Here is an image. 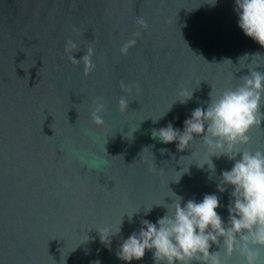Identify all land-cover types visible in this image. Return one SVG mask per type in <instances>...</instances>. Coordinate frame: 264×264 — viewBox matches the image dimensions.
Listing matches in <instances>:
<instances>
[{
	"label": "water",
	"instance_id": "obj_1",
	"mask_svg": "<svg viewBox=\"0 0 264 264\" xmlns=\"http://www.w3.org/2000/svg\"><path fill=\"white\" fill-rule=\"evenodd\" d=\"M213 2L0 0V264H128L121 243L164 216L174 193L182 203L218 195L227 220L231 189L217 184L234 161L213 157L212 172L198 166L211 157L199 137L183 151L151 137L169 122L183 130L249 68L264 71V46L238 26L235 0ZM69 40L77 47L66 51ZM89 48L86 75L70 57ZM183 92H194L187 103ZM248 134L240 147L264 150V120ZM98 229L120 232L105 243ZM130 264H155L153 253Z\"/></svg>",
	"mask_w": 264,
	"mask_h": 264
},
{
	"label": "clouds",
	"instance_id": "obj_2",
	"mask_svg": "<svg viewBox=\"0 0 264 264\" xmlns=\"http://www.w3.org/2000/svg\"><path fill=\"white\" fill-rule=\"evenodd\" d=\"M234 11L244 34L264 46V0H235ZM137 23L147 27L142 19ZM134 44V39L129 40L121 52L126 54ZM76 47L69 40L65 50ZM92 55L89 48L79 59H70L73 63L82 61L87 75L95 68ZM249 69L237 86L225 89L217 97L211 92L207 107L193 109L183 130L171 122L151 130L152 139L163 144L175 142L179 151L199 137L211 153L210 162L198 165L201 168L207 164L215 172L213 157L225 156L234 161L230 170L222 171L217 184L221 193L231 189L227 220L217 211L222 206L218 195L205 194L199 202L189 199L182 203L183 197L174 193L170 207L163 205L167 209L164 216L155 223L142 220L139 231L123 240L117 253L121 260L130 264L151 251L155 264H229L233 256H238L241 264H264V150L240 147L250 142L251 128L264 120V71ZM121 87L130 91L123 82ZM193 93L183 92L186 98L181 102L187 103ZM118 103L121 111L128 105L125 98ZM104 110L105 105L97 101L92 112L95 123L103 124ZM166 151L161 149L162 153ZM151 210L148 208L146 214ZM98 231L101 242L110 243V237L120 229L116 233L109 229Z\"/></svg>",
	"mask_w": 264,
	"mask_h": 264
}]
</instances>
